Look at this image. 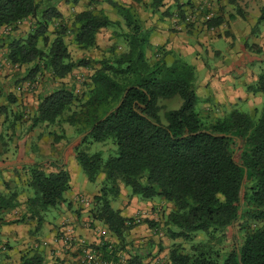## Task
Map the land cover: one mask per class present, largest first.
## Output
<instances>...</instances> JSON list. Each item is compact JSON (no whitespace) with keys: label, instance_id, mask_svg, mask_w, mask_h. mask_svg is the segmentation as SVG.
<instances>
[{"label":"trees","instance_id":"trees-1","mask_svg":"<svg viewBox=\"0 0 264 264\" xmlns=\"http://www.w3.org/2000/svg\"><path fill=\"white\" fill-rule=\"evenodd\" d=\"M104 1L117 9L120 20L94 7L77 13L69 27L57 4L49 0H0V28L16 31L23 20L36 19V28L26 37L0 39L3 46L7 44L10 64L32 66L30 79L47 71L64 80L76 68L89 67L90 61L72 57L66 42L69 33L80 50L89 51L97 47L101 30L120 28L116 36L126 49H110L92 68L81 95L62 85L42 97L34 117V127L68 123L77 136L89 132L75 152L88 181L96 183L103 176L93 198L92 224H103L120 243H126V234L138 224L113 205L126 188L130 198L172 205L165 220L166 234L174 241L170 264H264V105L255 117L238 109L220 117L197 111L196 68L182 59L172 65L164 56L151 60L150 32L135 9ZM163 2L153 0L152 8ZM219 23L213 18L206 24L211 28ZM249 91L264 97V72ZM176 98L181 100L178 109L160 105L162 100ZM61 139L56 135L53 142ZM109 141L116 151L107 160L101 152H89L90 144ZM64 167L50 173L42 163L24 167L27 186L34 193L27 199L28 215L23 218L37 220L38 229L43 213L66 203L71 176ZM17 206L16 193L0 195V222L3 211ZM145 223L157 226L149 220ZM199 234L205 238L197 240ZM91 248L100 258L115 255L110 243ZM142 259L137 256L120 264H142ZM19 264H46V255L29 248Z\"/></svg>","mask_w":264,"mask_h":264},{"label":"crops","instance_id":"crops-1","mask_svg":"<svg viewBox=\"0 0 264 264\" xmlns=\"http://www.w3.org/2000/svg\"><path fill=\"white\" fill-rule=\"evenodd\" d=\"M152 2L153 0H123L122 3L135 9L144 28L150 32L152 50L148 52L149 58L157 60L164 56L168 65L182 59L196 68L197 97L198 104H202L201 109L216 113L220 117L233 109L239 110L238 107L243 105L250 112L263 107L264 97L250 92L249 87L258 80L260 69L264 67V20L260 21L264 0H164L162 6L156 10L152 8ZM56 3H60V12L64 4L73 6L76 13L82 11L81 0L73 4L71 0H56ZM173 5L181 7L171 8ZM100 9L110 12L105 4ZM208 10L211 11L207 12ZM207 14H213L214 19L220 21L213 31L202 24ZM188 17H191L194 23L188 24ZM114 19L120 20L119 17ZM16 139L17 137L13 138L15 154L2 153L0 150V195L16 193L18 204L16 208L10 209L9 213L3 211L5 215L3 214V221L0 222L2 235L11 237L18 245L17 248L5 245L9 249L8 264H19L23 253L29 248L46 252L43 245L38 243L36 235L30 236V229L36 226V220L32 222L33 219L26 217L24 221L23 217L28 213L27 199L31 194L28 193L29 188L25 183L22 186L18 175L25 166L34 163H52L51 166L55 167L56 172L59 170L58 166H64L56 161L57 155L45 149L42 142H37L38 139L34 141L36 149L38 148L36 152L24 142L18 143ZM28 144L30 143L27 142ZM30 149L33 152H30ZM71 160L72 158L68 157L66 162H63L71 176V190L66 198L70 206H67V203L61 206L68 218L67 222L71 225L64 229H75L79 238H83L85 242L92 241L95 238L92 227L95 225L86 223L90 220V213L76 201L79 193L74 186V177L69 166L74 165L75 161ZM13 184L15 189H11ZM121 199H118L119 203ZM130 201V211L116 206L127 218H133L131 212L133 207L138 206L139 199L133 197ZM140 204L146 205L141 202ZM79 208H82L83 215L72 213ZM74 252L76 253H71L72 256L61 250L58 254L61 258L77 262L81 252L78 249H74ZM46 254L47 264H53L51 257Z\"/></svg>","mask_w":264,"mask_h":264},{"label":"rangeland","instance_id":"rangeland-1","mask_svg":"<svg viewBox=\"0 0 264 264\" xmlns=\"http://www.w3.org/2000/svg\"><path fill=\"white\" fill-rule=\"evenodd\" d=\"M43 1L48 3V0ZM49 1H51V4H57L56 6L60 8V6L58 5L60 3H56V0ZM93 1L95 3L91 4V2ZM109 1H114L117 3L123 2V0ZM73 2L75 3V0H71L72 4ZM81 3L82 6L80 7V10L82 11L94 7L99 9L105 4V6L109 8V13L112 15V18L118 16L120 18L117 9H115V7H113L112 4L108 1L81 0ZM178 6L179 5H173L171 8H177ZM210 11L211 10H208L207 12ZM61 12L64 15L63 23L70 27L74 16L77 14L74 10V7L64 4L62 6ZM36 26V19H27L18 24V28L16 31H13L11 27L0 28V39H4L9 35L10 37L13 36L14 38H19L21 36L26 37L32 30L36 28ZM54 28L55 25H52L51 31H53ZM119 31L120 28L118 27L101 30L97 38V47L89 51L80 50L74 43V34L69 33L66 37V42L68 44L72 57L75 60L84 58L90 61V65L88 68H76L72 72V74L68 75V77L64 80L53 77V75L47 71L43 73L38 72L37 76L34 77L35 79L27 78L32 66L26 65L22 68L10 64V62L7 60V44L3 46L0 42L1 152H10L12 154H15V145L13 144V138L15 139L17 137L16 141L18 143L22 144L24 142L27 147L32 148V150L35 152L38 151V148L36 149L34 141L35 139H38L37 142H42V146H44L45 149L57 155L58 160L56 161L60 164H64L65 169L67 165L63 162H66L68 157H71L73 160L71 161H75V164H69V166L74 177V186L75 188H77L76 190L79 193L76 196V201L80 202L82 198L89 199L92 204L89 207L85 208L87 209L86 211L88 213H91V210L93 208L92 205L94 196L102 187L101 181L103 180V176H101L96 183L88 181L83 170L75 160V146L80 142V140H77L80 136H77L74 127L70 126L68 123H57L54 125L40 124L34 127V117L38 111L41 98L49 94L53 90L62 87V85H67L69 88L73 87L76 94H82V92L87 88V83L90 82L92 68L99 66V62L104 57L109 55L110 49L115 46L118 48L119 52H122L126 49L123 41L118 39V36H116V33ZM151 60H153V57H151ZM262 66L264 65L262 64ZM260 70L261 73L264 72V67ZM254 84L255 83H253L252 85ZM10 97H13L15 101L12 102V100H10ZM180 104V98H176L173 100H162L160 102V105L164 106L166 110L178 109ZM201 106V103L197 104V111L203 110L200 108ZM243 107L238 108H240L239 110L242 112L250 113L253 117H255V115L262 110L261 107V109H258V111L256 110L255 112H250L248 109H246L245 105H243ZM166 110L162 111V116L164 115ZM34 129L37 130L35 131ZM30 132L32 133V135ZM56 135L59 137H64V139H61L60 143H54L53 141ZM27 142L30 144L27 145ZM85 148L86 146L82 147V149ZM32 150L30 149V152ZM115 151L116 146L111 141L106 143H94L92 145L90 144L89 146L90 153L93 154L101 152L103 154L104 160H107L111 155H114ZM65 154H67L68 157ZM43 164L46 172H56L55 167L51 166L52 163L44 162ZM18 178H20V183L22 184V186L24 185L23 183H25L27 186L29 176L25 168L22 169V173L18 175ZM11 189H15L14 184ZM28 193L32 195L34 192L29 188ZM67 194L68 193L65 194V198H67ZM121 198L122 199L120 203L118 202V200L113 203L114 208L117 209L116 206L118 205L120 208H126L130 211L131 198L129 197L128 189L122 188ZM140 202L145 203L139 199V202L137 203L138 206L133 207L134 210H132L131 212L132 217L133 219H135V223H137L138 226L134 230L126 234L125 244L120 243L119 240L114 235H112L103 224L99 222H93L92 224L91 219L89 221L87 220V224L95 225L92 227V230L95 233V238L92 241H86V245L95 247L98 244L102 245L104 243H110L115 247L113 250L115 253L114 257L110 258L102 256L101 259H103V261H107L110 264H120L121 261L126 263L128 261H132L137 256H141L143 257L142 264H170L169 253L174 241L170 240L166 234L165 220L167 214L172 209V205L157 199L154 200V202L145 203L146 205H142L140 204ZM66 203L68 206L70 202L68 203V201H66ZM63 204L64 203L56 206L55 208H51L46 213H43L42 226L38 229V221L36 220V223L34 222L36 226H32V228L30 229V236L34 237L36 235L38 243L43 245L44 250H46V252H43L45 253V255H47L46 253H48L53 264H67L68 262H70L68 264H75L77 263L76 261L72 262V260L61 258L58 252L61 250L63 251V253L65 252L66 255H71V253H76L74 252V249L77 250V248H68L66 246H63L62 244H56L54 242V235L61 234L64 228L71 225L70 222H67L68 218L66 217V213L61 207ZM7 213H9V210ZM72 213H79V215H83L82 208L74 210ZM146 220L154 222V225L157 226H155L154 228L151 227L150 224L145 223ZM33 221H35V219H33L32 222ZM36 229L38 230L36 231ZM73 232L75 233V229ZM204 238L205 237L202 234L196 236L197 240H203ZM177 243H182V245L187 249L190 248V245L186 244L182 240H177ZM5 245H9L12 248L18 247L16 242H14L11 237L2 235V230H0V264H8L7 260L9 258V249H7Z\"/></svg>","mask_w":264,"mask_h":264},{"label":"built area","instance_id":"built-area-1","mask_svg":"<svg viewBox=\"0 0 264 264\" xmlns=\"http://www.w3.org/2000/svg\"><path fill=\"white\" fill-rule=\"evenodd\" d=\"M213 14H207L203 18V26H205L207 29H210L211 31L215 30V27L209 28L207 26V22L213 19ZM187 23L192 24L194 23V20L191 17L187 18ZM80 204L84 207H89L92 202L89 199L82 198L80 200ZM74 230H67L63 229L61 234H56L54 236V242L57 244H62L63 246H66L68 248L70 247H76L80 253L77 263L78 264H110L107 261H103L97 253V251H94L90 246L86 245V242L79 238L74 232ZM45 246V244H44ZM56 264H65V263H56Z\"/></svg>","mask_w":264,"mask_h":264},{"label":"water","instance_id":"water-1","mask_svg":"<svg viewBox=\"0 0 264 264\" xmlns=\"http://www.w3.org/2000/svg\"><path fill=\"white\" fill-rule=\"evenodd\" d=\"M89 135V132L88 133H85L83 135H81L77 140H81L83 139L84 137L88 136Z\"/></svg>","mask_w":264,"mask_h":264}]
</instances>
